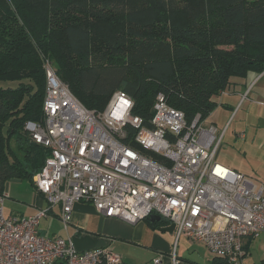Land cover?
I'll use <instances>...</instances> for the list:
<instances>
[{
    "label": "trees",
    "instance_id": "obj_1",
    "mask_svg": "<svg viewBox=\"0 0 264 264\" xmlns=\"http://www.w3.org/2000/svg\"><path fill=\"white\" fill-rule=\"evenodd\" d=\"M43 58L88 109L121 90L150 127L163 93L190 124L209 117L231 78L264 72V0H0V83L12 84L0 85V194L11 179L34 187L49 155L24 130L44 119Z\"/></svg>",
    "mask_w": 264,
    "mask_h": 264
},
{
    "label": "built area",
    "instance_id": "obj_2",
    "mask_svg": "<svg viewBox=\"0 0 264 264\" xmlns=\"http://www.w3.org/2000/svg\"><path fill=\"white\" fill-rule=\"evenodd\" d=\"M43 69L44 119L26 121L24 130L49 149L33 176L47 205L29 216L6 215L7 194H0V264H122L108 246L77 251L68 236L39 233L40 220L54 206L66 230L76 202L131 224L158 215L174 226L175 243L185 237L214 257L242 264L244 240L264 234V182L217 161L224 130L200 114L187 123L163 93L155 97L150 127L131 114L134 102L121 90L102 111L88 109L49 58ZM127 126L134 129L131 140Z\"/></svg>",
    "mask_w": 264,
    "mask_h": 264
},
{
    "label": "crops",
    "instance_id": "obj_3",
    "mask_svg": "<svg viewBox=\"0 0 264 264\" xmlns=\"http://www.w3.org/2000/svg\"><path fill=\"white\" fill-rule=\"evenodd\" d=\"M231 84L232 89L229 88L223 94L227 97V102L224 104V99L220 101L221 107L224 105L223 109H230L233 102H237L240 109L244 107L245 124L239 128L241 131H234L235 138L242 142L237 148L241 147L243 154L248 152L249 158L261 163L264 155V72L258 75L249 73L246 77L239 78V81L232 80ZM244 94L246 97L240 102ZM217 122L222 124L219 119ZM211 123L218 126L215 120ZM227 124L228 122L221 129L224 134ZM224 139L223 135L222 142ZM234 170L238 171V168ZM238 172L244 174L242 171ZM46 205L43 196L36 192L29 211L11 209L4 213L29 216ZM41 221L46 222L43 227L39 223L41 235L68 236L77 251L108 246L121 256L122 264H156V258H160L158 264H211L214 258L202 243L192 242L185 237H179L175 243L172 232L160 230L169 224L153 229L146 220L127 223L115 217H105L87 202H76L73 205L72 220L66 230L60 220L59 206H54ZM258 237L244 240L247 255L242 264H258L259 260L260 264H264V244L257 242ZM255 245L263 254L250 261V250Z\"/></svg>",
    "mask_w": 264,
    "mask_h": 264
},
{
    "label": "rangeland",
    "instance_id": "obj_4",
    "mask_svg": "<svg viewBox=\"0 0 264 264\" xmlns=\"http://www.w3.org/2000/svg\"><path fill=\"white\" fill-rule=\"evenodd\" d=\"M231 79L239 81V78ZM7 84H11V82L0 83L1 86H6ZM230 89H232V84ZM223 96L224 95H219L213 98L217 102V107L213 110L210 117H208L206 120V123H211L215 120L218 125L216 127L219 130H221L228 122L227 129L224 134L225 139L221 143L216 159L219 163L229 168H238V171H242L247 178L255 183H260L262 181L264 182V155L262 154L263 159L261 163H257L253 159L248 157V152H245L246 154H243V149L241 147L239 149L237 148L242 142L235 138L234 131H241L239 130V128H241L245 124V120L243 119L244 107L240 109V107L237 106V102H233L232 108L223 109L222 107L224 105L221 107L222 104L220 101L224 99V104L227 102V97ZM243 100H241L240 102H242ZM218 119L222 124L217 122ZM203 125L207 126V124ZM7 183V189L5 190L7 197L4 201V211L6 213L11 211V209L17 211H29L31 209L30 205L33 203L34 193H36V190H33L30 182L25 179L19 182H13L9 180ZM40 223V226L43 227V224L45 225L46 222L41 221ZM256 240L258 243L261 242L264 244V234H260ZM260 251L261 250L255 245V247L250 250V261L258 259V257L262 256L263 252ZM258 264H260V260L258 261Z\"/></svg>",
    "mask_w": 264,
    "mask_h": 264
},
{
    "label": "water",
    "instance_id": "obj_5",
    "mask_svg": "<svg viewBox=\"0 0 264 264\" xmlns=\"http://www.w3.org/2000/svg\"><path fill=\"white\" fill-rule=\"evenodd\" d=\"M10 181L19 182L20 180L19 179H11ZM7 185H8V183H6L5 189H7ZM149 220L150 221H158V220H160V216L152 214L149 216ZM173 229H174V226L172 224H170L169 226H166L164 228H160L161 231H170V232H173Z\"/></svg>",
    "mask_w": 264,
    "mask_h": 264
}]
</instances>
